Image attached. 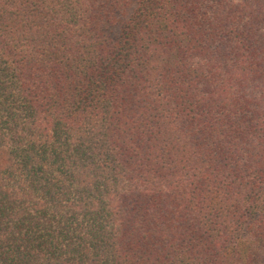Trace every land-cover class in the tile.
I'll list each match as a JSON object with an SVG mask.
<instances>
[{"label": "trees", "instance_id": "obj_1", "mask_svg": "<svg viewBox=\"0 0 264 264\" xmlns=\"http://www.w3.org/2000/svg\"><path fill=\"white\" fill-rule=\"evenodd\" d=\"M0 264H264V0H0Z\"/></svg>", "mask_w": 264, "mask_h": 264}]
</instances>
